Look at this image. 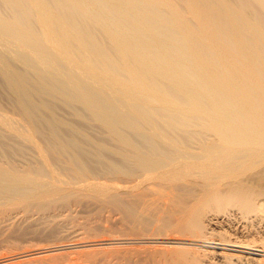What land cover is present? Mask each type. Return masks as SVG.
I'll return each instance as SVG.
<instances>
[{"label": "bare ground", "instance_id": "1", "mask_svg": "<svg viewBox=\"0 0 264 264\" xmlns=\"http://www.w3.org/2000/svg\"><path fill=\"white\" fill-rule=\"evenodd\" d=\"M134 191L181 238L119 264H264V0H0V208Z\"/></svg>", "mask_w": 264, "mask_h": 264}, {"label": "rangeland", "instance_id": "2", "mask_svg": "<svg viewBox=\"0 0 264 264\" xmlns=\"http://www.w3.org/2000/svg\"><path fill=\"white\" fill-rule=\"evenodd\" d=\"M62 113L64 115L66 111ZM14 116V118H18L17 115ZM69 116L71 117V115ZM69 116H67L68 119H72ZM67 117L65 114L66 119ZM87 129L88 132H91L94 128ZM93 134L100 135L98 129L96 133L93 131ZM134 192L132 194L131 192L130 194L124 192L129 195H122L121 193L122 196L119 195V199L122 197L120 200L130 205L136 203L135 205L141 209H143V203L145 207L151 206L136 220L128 217L122 209L111 203L109 197L94 199L79 196L72 198L67 203L52 202L48 208L43 210L30 204L31 202L28 200L6 210L0 208V264H119L116 254L142 249L157 250L158 258L161 255H167L176 247L174 243L138 241L145 236L181 238L174 231L172 234V230L170 231L169 228L160 231L158 221L160 211L158 210L161 208L159 204L163 205L162 200L159 199L161 201L159 203L156 195H153L154 198L150 199L148 203L146 201L149 198L145 196L147 200L144 201V198L140 197L142 204H138L136 202L138 198L136 199L135 196L131 198L137 191ZM148 197L152 198L151 196ZM156 199L158 202L154 203ZM146 203L152 205L148 206ZM156 203H159V207ZM221 219L222 225L211 227L214 228V234L220 231L224 232L227 237L234 236L233 238L238 237L236 240L244 239L247 242L261 240L264 237L263 222L261 225L254 224L256 228L253 225V229L250 227L252 230L249 232L244 231L240 226L242 223L231 225L225 222L223 218ZM249 234L253 235L254 239ZM196 243L201 249L205 248L206 245L213 246L211 239L202 242L196 241ZM114 256L117 259L114 260ZM223 263L225 264L222 260L217 262V264ZM155 264H166V260H161Z\"/></svg>", "mask_w": 264, "mask_h": 264}]
</instances>
